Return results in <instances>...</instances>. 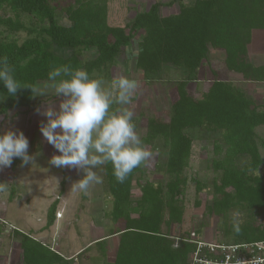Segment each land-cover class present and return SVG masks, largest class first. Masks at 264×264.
Segmentation results:
<instances>
[{
    "label": "trees",
    "instance_id": "obj_1",
    "mask_svg": "<svg viewBox=\"0 0 264 264\" xmlns=\"http://www.w3.org/2000/svg\"><path fill=\"white\" fill-rule=\"evenodd\" d=\"M109 1L0 0L4 13L0 16V58L8 57L15 78L22 83L36 87L51 83L49 71L62 65L84 69L96 78H108L111 67L133 41L137 47L134 65L145 79L158 76L167 67L186 73L169 82L175 95L168 108L163 112H140L146 117L141 140L158 157H164L163 162H155V168L162 170L167 180L142 182V167H138L119 183L112 165H102L105 192L111 200L103 216L111 228L93 243L101 264H189L188 254L195 244L185 241L189 237L170 234V227L182 222L184 170L193 145L187 129L193 128L217 135L212 141L216 157L212 167L219 174L212 180L215 199L206 206L208 211L222 218L231 209L252 212L241 222L239 233L233 230L232 222L224 221L220 227L222 237L232 241L221 242L264 240V223L253 218L264 210V177L253 175L262 163L259 147H264V138H259L255 129L264 125V102L257 104L229 78L230 72H237L244 80L264 81V64L254 65L247 58L252 30L264 29V0H192L189 4L181 0H146L147 6L135 12L131 20L117 25L108 21ZM174 4L177 10L161 12ZM19 32L25 34L21 40L16 36ZM91 49L96 53L85 59L83 52ZM211 49L223 54L221 69L211 71L207 90L194 97L187 85L208 60ZM65 50L70 53H60ZM38 105V96H33L31 89L22 87L12 96L0 81V114ZM239 156L247 157L242 166L235 162ZM64 181L65 177L62 185ZM202 187L196 181V189ZM63 193L59 190L48 206L45 228L53 223ZM115 234L118 240L114 257L107 260L106 237ZM12 235L21 249L18 264L74 263L73 257L64 258L30 234L13 229Z\"/></svg>",
    "mask_w": 264,
    "mask_h": 264
},
{
    "label": "rangeland",
    "instance_id": "obj_2",
    "mask_svg": "<svg viewBox=\"0 0 264 264\" xmlns=\"http://www.w3.org/2000/svg\"><path fill=\"white\" fill-rule=\"evenodd\" d=\"M145 1L146 0H110L109 23L117 25L131 20L135 12L141 11L147 6ZM162 1L167 2L169 0ZM181 1L185 4L192 2V0ZM174 6L176 8H173V6L163 7L161 12L168 13L169 11H174V9L177 10V4H174ZM2 15H4V13L0 10V16ZM1 31L2 28L0 27V38L3 37V31ZM16 36L21 40L24 38L25 34L19 32ZM136 48L133 41L124 54L118 58L114 66L111 67L109 70V77L103 78V80L107 84L114 75L123 74L139 82V88L133 96L132 103L127 105V107L133 112L132 120L141 138L145 134L146 117L142 116L140 112L145 114L154 110L163 112L168 108L170 100H172L175 95L174 90L170 88L169 82L184 77L186 73L180 69L167 67L164 68L158 76L145 79L142 72L136 70L134 65ZM60 53L68 55L70 52L65 50L60 51ZM95 53V49L84 51L83 57L85 59L92 58ZM221 65V58L217 61H214L213 58L205 61L197 70L194 79L189 81L187 85L189 93L194 97H200V95L206 91L210 83L209 81L212 79L210 72L212 66L219 70L221 69ZM44 85L45 84H41L38 88H42ZM53 91V89L48 88L46 96L37 95L40 105L36 107L29 108L28 110L24 108L9 109L6 114H0V133L8 128L14 131H22L29 141L28 154L34 158L33 162L23 167L21 166L20 158H14L13 160H16L15 165L0 170V183L7 185V190L0 192V264H18L21 258L19 241L11 235L12 226L5 224L4 221H6V223L10 221V223L14 225H16L15 223H20L16 225L20 228L26 222L31 221L29 214L32 211L33 214L37 213L39 217L45 218L48 209L47 204L57 198L58 192L61 189L64 192L62 197L65 195L70 206L69 214L67 213V215L63 217V221L56 229L57 238L60 237L59 239H63L65 232L67 233L66 237H68V239L70 232L77 237L79 236L78 233H80L81 241L78 238H76L77 241H73L78 247L80 246L79 243L82 241L98 237L101 233L100 229L98 228V232H96L95 229L90 228V225L94 227V221L92 220L95 214L99 215L98 220L100 225L103 224V233H107L111 228V225H108L109 221L103 216L104 210L110 208L111 200L105 192L106 183L102 173V166L95 168L94 171L102 177L103 182L91 186L88 194L84 195L79 192L70 191L71 184L83 176L82 171H77L74 168H57L49 163L51 156L54 153H59L46 141L40 132L39 125L41 122H47V118L43 115H39L36 109H43L48 101H51L54 106L58 107L61 97L53 95ZM255 130L259 138H264V125L257 126ZM187 134L192 138L193 145L188 166L184 170L186 184L182 199L184 206L182 222L172 225L170 227V234L177 238L186 236L207 242L223 241L229 243L232 240L222 237L220 227L224 221L231 223L233 214H237L242 222L244 219H247L249 215H252V212L251 210L238 212L231 209L226 217L222 218L208 211L206 206L210 205L215 199V195L212 193V180L219 174V171H215L212 167V160L216 158L212 141L217 135L214 136L213 133L201 131L197 128L187 129ZM144 146L153 153V158L146 165L141 166L144 176V178L141 179L142 182L145 180H161L165 182L167 177L164 175L163 171L155 168V162H163L164 157H158L157 152L150 145L144 144ZM259 150L262 163L259 165L258 169L253 171V175L264 177V147L260 146ZM246 161V156H239L235 160L239 166L245 164ZM64 177L65 181L62 185L61 181ZM196 181L204 185V187L197 190ZM132 192L135 198L137 196L135 181H133ZM9 196H11L10 200L8 199ZM82 208L87 211L84 213V216H82ZM28 211L29 213H27ZM135 213L136 211H133L132 214ZM89 214L91 216L94 215V217H90ZM61 217L62 213L60 218ZM81 217L85 223L80 220ZM253 218L256 222L264 223V210L254 214ZM68 228H70L71 231H68ZM163 230L165 229L163 228ZM114 236L115 237L110 236L109 238L106 255L107 260H112L114 257L118 235L115 234ZM70 241L72 240L70 239ZM64 243L67 244L65 240H62L59 244L64 246ZM60 247L62 248L61 245ZM50 248H53V246ZM89 251V256H94L95 260L91 259L89 260L91 263H89L85 260L84 253H82V256H79L78 262H74L73 264H101L97 249L91 248ZM92 261H96V263Z\"/></svg>",
    "mask_w": 264,
    "mask_h": 264
},
{
    "label": "clouds",
    "instance_id": "obj_3",
    "mask_svg": "<svg viewBox=\"0 0 264 264\" xmlns=\"http://www.w3.org/2000/svg\"><path fill=\"white\" fill-rule=\"evenodd\" d=\"M48 78L51 83L42 88L22 83L15 78L8 57L0 58V81L9 95L15 96L23 87L31 89L33 96H46L51 88L53 95L61 97L58 107L48 101L36 111L47 118L40 123V132L59 153H54L49 163L83 172L70 191L87 195L91 186L102 183L94 171L99 166L110 163L116 180L123 183L134 169L150 162L153 153L144 146L132 120L133 112L127 107L139 88L137 80L117 74L106 84L102 78L70 65L52 68ZM28 148L22 131L8 128L0 133V170L10 167L14 158H20L22 167L33 162ZM6 190L7 185L0 183V192ZM231 222L239 233L237 214Z\"/></svg>",
    "mask_w": 264,
    "mask_h": 264
},
{
    "label": "crops",
    "instance_id": "obj_4",
    "mask_svg": "<svg viewBox=\"0 0 264 264\" xmlns=\"http://www.w3.org/2000/svg\"><path fill=\"white\" fill-rule=\"evenodd\" d=\"M173 8H176V7L174 6ZM212 58L214 61L220 60V58L221 60H223V54L218 50L211 49L208 60L209 59L211 60ZM247 58L249 62H251L254 65L264 64V29H253L252 30L251 43L248 45V48H247ZM213 69H216V67L212 66V69L210 70V72ZM229 78L231 79V81H233V83L237 87L241 88L247 96H249L252 100H255L257 104H262L264 102V81L244 80L241 77V74L237 72H230ZM62 196L63 194L60 196L61 198L60 197L58 198V204L56 206V212L62 213V217L61 218L55 217L53 223L49 227L45 228L46 217L45 218L39 217L37 213L33 214V211L29 214L31 221L26 222V223L24 221L25 224L22 225L20 228L16 226V225H19L20 223H15L16 225H14L13 223H10V221H8L7 223L6 221H4V223L12 226L11 230L19 228L18 230L26 234H30V236H32L33 238L45 244H48L50 247L53 246V248L51 249L58 250V252H60L61 255L64 256V258L69 259L73 257L74 262H78L79 256H82V253H84L83 255L86 258L85 260L91 263L89 260L91 259L95 260V258L94 256H89L88 253L90 252L89 250L91 248L96 249L95 246L93 245L94 242L105 237L106 233H103L102 231L103 224L100 225V222L98 220L99 215L95 214V217L92 220L94 221V227H92L93 225H90V228L95 229L96 232H98V228H99L101 231L100 235L98 237H95V238L93 237L91 239H88L87 241H82L81 243H79L80 246L78 247L77 245H75L73 241L74 240L77 241L76 238L80 239L81 241L80 233H78L79 236L77 237V236H74L72 232H70L69 239H68V237H66L67 233L65 232L63 239H59L60 237L57 238L58 235H56L57 234L56 229L59 227L60 223L63 221V217L67 215V213L69 214V206H70V204H68L66 200L67 198L65 197V195L64 197ZM50 203L47 204V208L50 205ZM83 210L84 208H82V214H83L82 216H84L85 215L84 213L87 212ZM27 213H29V211ZM80 220H82V217L80 218ZM82 222L85 223L84 220H82ZM68 231H71V229L68 228ZM111 236L115 237L114 235H111ZM109 238H110V235L106 237V240L108 239L107 247L109 244ZM70 239L72 241H70ZM62 240H65L67 244L64 243V246L62 244H59L60 241ZM60 245L62 246L63 249L60 247ZM20 256H21V249H20ZM92 262L96 263V261H92Z\"/></svg>",
    "mask_w": 264,
    "mask_h": 264
},
{
    "label": "built area",
    "instance_id": "obj_5",
    "mask_svg": "<svg viewBox=\"0 0 264 264\" xmlns=\"http://www.w3.org/2000/svg\"><path fill=\"white\" fill-rule=\"evenodd\" d=\"M60 216L56 212V217ZM185 241L195 244V249L188 254L189 264H264V240L225 244L189 237Z\"/></svg>",
    "mask_w": 264,
    "mask_h": 264
}]
</instances>
